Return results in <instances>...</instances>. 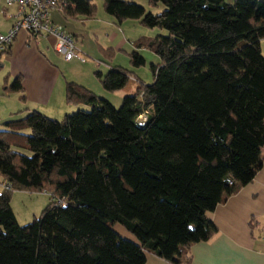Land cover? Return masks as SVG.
I'll return each instance as SVG.
<instances>
[{"label": "trees", "instance_id": "obj_1", "mask_svg": "<svg viewBox=\"0 0 264 264\" xmlns=\"http://www.w3.org/2000/svg\"><path fill=\"white\" fill-rule=\"evenodd\" d=\"M57 1L65 19L95 18L91 0ZM146 1L162 8L102 7L115 24L161 30L129 53L133 67L146 63L141 49L158 57L151 83L106 62L95 74L123 92L119 107L69 80L66 102L89 108L0 123V264H145L149 254L182 264L216 233L206 213L264 164V0ZM5 91L25 100L20 76ZM13 190L49 191L50 201L21 225Z\"/></svg>", "mask_w": 264, "mask_h": 264}, {"label": "crops", "instance_id": "obj_2", "mask_svg": "<svg viewBox=\"0 0 264 264\" xmlns=\"http://www.w3.org/2000/svg\"><path fill=\"white\" fill-rule=\"evenodd\" d=\"M16 17L17 5L0 0V33H6ZM49 17L55 25L72 36H77L80 32L57 9H52ZM105 18L111 24L110 18ZM44 38L48 37L35 36L20 30L11 42L9 51L0 52V69L6 72L5 78H0V95H9L5 86L20 76L22 94L25 97L22 100L21 94L17 93V111H24L16 113L17 111L10 109V113L0 116V123L12 117H20L33 108L47 107L52 101L57 106L66 108L64 110L68 109L64 90L65 83L69 80L59 71L58 63L66 64L72 59L53 61L46 53L48 44L42 40ZM260 49L264 55V39L260 41ZM97 63L101 65V61ZM76 80L95 89L83 80ZM206 216L215 225L216 233L209 240L193 244L189 249L188 261L182 264H264V164L252 181L217 205L214 210L207 212ZM145 264L172 263L149 254Z\"/></svg>", "mask_w": 264, "mask_h": 264}, {"label": "rangeland", "instance_id": "obj_3", "mask_svg": "<svg viewBox=\"0 0 264 264\" xmlns=\"http://www.w3.org/2000/svg\"><path fill=\"white\" fill-rule=\"evenodd\" d=\"M136 1L143 5L147 11L152 10L153 12H158L162 8L161 6H149L146 0ZM91 2L97 6L95 18L84 22L78 19L68 20L69 24L80 31L78 33L75 32L77 33V36L70 35L72 36L76 47L81 51L83 61L74 58L66 64L58 63L59 71L64 74L67 80L80 83L76 80L78 79L89 83V85L96 90L87 87L83 83L80 84L92 90L97 96L107 99L115 107H119L122 101L123 92L105 90L102 87L99 78L96 76L95 71L102 70V73H105L108 69V64H106V62H108L110 65H119L133 71L140 76L145 83H151L153 76L150 71V63L157 62L158 57L150 50L141 49L140 52L144 56L146 63L140 67H133L130 63L129 53L133 49V41L142 37L153 36L160 33L161 30L157 28H146L134 19L124 20L119 25L115 24L114 21H112V17L104 11L102 0H91ZM105 16L110 18L111 24H109ZM42 40L48 44L46 53L50 55L49 58L53 61L60 60L63 62V56L57 53L54 48V39L48 37ZM98 61H101V65H98ZM105 67L107 68L104 69ZM5 73L3 72V69H0V78L2 80L6 76ZM17 102V93H10L7 96L0 95V116H3V113H5V115H7L6 113H10V109L17 111ZM66 106L68 109L64 110L66 108H61L60 105L57 106L55 102L52 101L47 107L33 109L44 113L48 117L59 120L64 114L73 113L77 111L78 108H89L83 104L77 105L68 103ZM143 118L144 117L141 116V120ZM49 201V191L13 190L10 203L18 223L23 225L32 221L35 217H38L46 205H48ZM115 228L121 233V235L132 238V235L121 226L116 225Z\"/></svg>", "mask_w": 264, "mask_h": 264}, {"label": "built area", "instance_id": "obj_4", "mask_svg": "<svg viewBox=\"0 0 264 264\" xmlns=\"http://www.w3.org/2000/svg\"><path fill=\"white\" fill-rule=\"evenodd\" d=\"M6 3L17 5V17L6 33H0V52L5 51L20 30L29 34L54 38V48L65 60L74 58L83 61L81 51L76 47L72 36L57 25L50 17L49 12L57 9V0H4ZM8 188L5 183H0Z\"/></svg>", "mask_w": 264, "mask_h": 264}]
</instances>
